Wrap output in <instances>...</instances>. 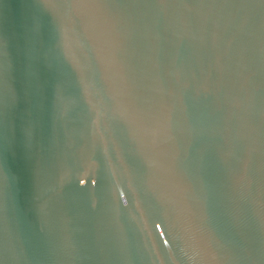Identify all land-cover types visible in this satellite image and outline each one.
<instances>
[{
    "label": "water",
    "instance_id": "water-1",
    "mask_svg": "<svg viewBox=\"0 0 264 264\" xmlns=\"http://www.w3.org/2000/svg\"><path fill=\"white\" fill-rule=\"evenodd\" d=\"M0 264H264V0H0Z\"/></svg>",
    "mask_w": 264,
    "mask_h": 264
}]
</instances>
